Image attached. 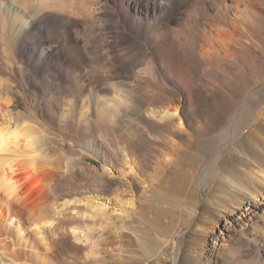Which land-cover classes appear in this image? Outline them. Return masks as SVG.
Listing matches in <instances>:
<instances>
[{
  "label": "bare ground",
  "instance_id": "6f19581e",
  "mask_svg": "<svg viewBox=\"0 0 264 264\" xmlns=\"http://www.w3.org/2000/svg\"><path fill=\"white\" fill-rule=\"evenodd\" d=\"M16 1L29 10L34 18L24 20L23 23L20 22L19 27H16L6 13L0 14V36L2 40H5L4 49H0L1 53L3 51L10 65L15 63L17 67L16 62L20 60L31 68L34 77L32 83L50 102V108L53 107L51 103L55 101V94L57 98L69 101L64 102L67 107L69 103V108L59 114L58 120L63 122L72 120L85 124L93 120L91 122L93 125L96 120L108 121L118 135L112 131L113 129L108 130L117 135V138L122 139L123 135L129 136L125 134L129 133L127 131L129 127L134 129L136 122L142 119L141 122L146 124L147 121L154 125V129L163 130L164 134L168 131L166 135L170 134L166 137L159 135L161 133L158 134V132L155 136L149 135L151 153L144 155L128 144L122 145V148L118 147L120 145L118 141L117 147L120 150L116 152L113 146L117 138L113 137L114 134L101 132L81 148L86 155L110 165L104 168L103 173H96L98 186H94V189L88 188L85 190L86 193L79 196L68 197L57 206L55 203L50 205L37 203L36 200L46 194L58 193L56 186L58 176L54 170L59 168L61 163L58 167H54L53 160L45 154V151L49 150L52 138H47L49 136H44L36 126L31 125L33 122H40L38 109H30V113H27L13 108L14 100L11 91H14L15 87L12 88L11 79L8 76L4 77L5 74L11 75L13 70L0 65V227L3 228V233H9L16 238L15 244L23 243L24 247L36 257L50 264L55 248L53 249V237L48 234L49 227L67 221L68 218L71 221L80 219L84 225L75 224V222L70 226L74 239L79 242L86 240V244L91 247L98 246L102 231L110 229L108 225L116 226L117 220L114 217L123 221L129 216L128 208L132 211V208L136 207V202L139 200L138 187H141L147 199L148 192L175 165L183 148L184 138L188 135L186 110L184 112L187 107L185 106L186 97L175 92V99L172 97L174 100L169 99L168 95V99L173 100L174 104L169 103V105L158 106V108L150 105L151 108H145V110L143 108L142 112L133 110L135 107H133L134 103L131 104L133 92L154 91L149 89L153 84L145 76L155 78L163 85L167 81L164 66L159 65L154 58L148 55L152 59L136 71L135 64L131 61L122 62L118 69H114L118 71L113 75L119 79L123 78L121 80L105 79V75H99L92 83L87 84L84 80L81 83L80 79L75 77L74 82L88 86V95L84 97L82 95L83 100L79 104V109H76L77 104L73 105L75 100L72 98L77 99V95L72 94L73 97L69 95V93L76 92V90L70 92L71 87L74 88L71 86L73 82L70 76L72 64L68 59L70 49H73L78 57L89 62L91 66L104 60L105 69H109L111 60L110 51L107 48L114 50L116 45L106 39L102 41L97 39L96 33L98 30L102 31L103 26L97 25L94 14L86 18H75L65 10H51L50 6H53V4L49 5L51 1ZM197 1L114 0L112 7L114 12L107 15L108 23L106 22L104 29L110 32L122 28L133 30L132 34L135 36L150 39L152 42L156 37L161 36L162 38L164 32H167L165 26L162 25L166 18L189 4L192 5V2L195 4L193 6L197 7ZM45 5L48 9L43 7ZM196 10L197 8L193 13ZM210 11L212 14H204V19L194 14L188 17L192 25L189 29L193 31L194 27L193 34L198 38V46H196L198 54L210 64L218 60L222 64L231 66L235 73L240 74L247 61L239 56L238 46L255 52L256 49L261 50L262 45L258 37L264 33V0H211ZM81 32L86 33V36L82 38ZM56 36L57 39H55ZM55 61L58 64L52 65ZM140 73L145 76L141 77ZM221 84L222 82H214V86L211 87L214 89ZM244 87L239 100L234 102L236 105L228 117L227 125L212 138L214 141L210 149L208 148L209 151L207 150L209 161L190 176L196 199L194 204H189V214L190 217L195 218V229L207 233L217 227L225 243L227 236L235 235L239 229L236 221L233 224L235 229L227 235L226 232L229 229L226 221L229 217L234 220L235 216L239 217L240 214H244L243 210H246L247 215L258 213L262 207L258 196L264 199V96H261L264 90V72ZM177 88L180 87L177 86ZM101 97H104L103 101ZM164 97L166 99V96ZM253 104L259 106V113L254 112L256 107L254 109ZM139 108L142 109V107ZM46 118L49 119V117ZM110 123L109 126H111ZM138 127L137 124V130ZM126 128L129 129L125 130ZM144 132L146 133V130ZM65 154V169L69 172L79 159L72 154ZM83 169L82 172L85 171ZM205 184H209L212 191L205 198L204 206L200 208L198 194ZM108 186L112 188V195L105 193ZM57 201H59L58 198L55 199L56 203ZM17 208L27 211L26 219L19 215ZM223 220L226 223H223ZM241 221V225L238 222L240 226L246 223L245 219ZM88 222L96 223V225L100 222L105 225L98 227L95 232V228L92 225L90 227ZM218 236L219 234H215L216 238ZM181 244V242L177 244L178 251L181 249ZM120 256L118 254L116 257L120 259ZM31 258L29 256L27 259L31 260ZM0 264L18 263L0 256Z\"/></svg>",
  "mask_w": 264,
  "mask_h": 264
},
{
  "label": "rangeland",
  "instance_id": "374dc122",
  "mask_svg": "<svg viewBox=\"0 0 264 264\" xmlns=\"http://www.w3.org/2000/svg\"><path fill=\"white\" fill-rule=\"evenodd\" d=\"M47 1H51L49 5L53 4L55 7L50 6V9L52 8L51 10H65L66 13L73 15L72 17L75 18H86L94 14L95 16H93L96 17L95 20L97 19L98 21H96L97 25L103 26V30H98L96 33L97 39L99 41L106 39L116 45V49L114 50L112 48H107V50L110 51L111 60L109 69H105L104 66L106 62L104 60H100L91 66L89 62L78 57L73 49H70L68 59L72 64L70 68V76L73 85L71 84V86H74L75 88L71 87L70 92L75 90L76 92L69 93V95L71 97H73L72 94L77 95V99H75V97L74 99L72 98V100H75L73 105L77 104L78 106L74 105L76 106V109H79V104H81L83 97L88 95V86H82V82L85 81L87 84L92 83L99 75H105V79L113 78L114 80H121L123 78L119 79L113 74L118 71L114 69H118L122 62L131 61L135 64L134 69L136 71L139 67L141 68L142 66L144 67L147 65L148 61L154 58L159 65H163L164 69H166V84L163 85L159 80L140 73L142 75L141 77L145 76L146 79L153 84L149 89H152L155 92H133L134 94H132L131 98V102H133H130L131 104L134 103L133 107H135L133 110H140L142 112L145 108H151L150 105L158 108V106L163 107L169 105V103L174 104L172 101L175 99V95L181 93L186 97L185 106L187 107H185L184 112L186 110L185 114L188 119V135L184 138V145L179 157L177 158L175 165L170 168V170L161 177L157 185L148 192L146 195L148 200L145 195H143L141 187H138L137 192L139 200L136 202V207L134 206L135 208H132V211H130L131 208H128V211L130 212L129 216L127 215L128 217L123 221L114 217V219L117 220L116 226L108 225L109 227H107L110 229L102 231V237L99 239L98 246L95 245L94 247H91L86 244V240L79 242L74 239L70 226L75 222V224L84 225V222L80 219H73L71 221L68 218L67 221L53 224L49 227L48 234L53 237V249L55 248V251L49 263L264 264V199L261 196H258L259 199L257 198L262 202V207L259 209L258 213L247 215L246 210H243L244 214H240L239 217L235 216V221L230 217L226 221L228 222L229 229V231L227 230L226 232L227 235L228 233H232L235 229L233 224L236 223V221L237 228H239L238 233L231 237L227 236L228 239L226 243L222 241L223 236L220 234L219 228L217 227L214 230H209L207 233L196 230L195 218L190 217L189 214V204H194L196 199V195L194 194L195 190L190 182V176H192V173L198 170L200 166L209 161V156L207 157V155L209 154L208 151L213 143L212 141H214L212 138L220 133L227 125L228 117L236 105L234 102L239 100V97L244 90L243 88H245L244 86L252 83L259 74L264 72V33H262V36L260 35L261 37H258L262 45L260 47L262 51L259 49H256V52L253 50H244L243 47L238 46L237 50L239 49L240 51H238L239 56L247 61L246 66L244 67L245 70L243 69V72L241 71L239 74L237 72L235 73V70L227 64H222L218 60H215L210 64L198 54V47L196 48V46H198V38L193 34L195 28L193 27V31L190 30L192 25H190L188 17L189 15L192 14L193 16L194 14V16L198 15L200 19H204V14H212V11H210L211 0H198L197 3L199 4L196 3L197 7L193 6L195 4L192 2V5L189 4L184 9L182 8V10L176 11V13L166 18L162 25L165 26L167 32H164L162 38L161 36L156 37L152 42L150 39L135 36L132 34L133 30L122 28L121 30L110 32L109 30L104 29L105 24L108 23L107 15L114 12V9L112 8L114 0ZM18 3L19 2L16 0H0V14L2 12L6 13L8 17L11 18L13 24L15 23L14 26L16 27H19L24 20L28 21L34 18V15L30 13L29 10H26L23 5ZM43 7L47 8L46 5ZM194 7L197 8V10L193 13L195 9ZM15 15H17V17ZM185 21L186 24L187 22L189 23L186 25L184 24ZM183 31H185V34ZM80 35L83 38L86 36V33L81 32ZM55 39H57V36ZM3 40L0 36L1 50L5 47V40ZM1 50L0 65H5V67H8L9 69L12 68L13 70L11 75L5 74L4 76H8V78L11 79L10 83L12 88L15 87V90L13 89L14 91H11L12 99L14 100L13 108L27 113H30V109H38L40 122H33L31 125L36 126L37 130L44 134V136H49L47 138H52V143L48 147L49 150L47 149L45 154H48L49 158L53 160L54 167H58L60 163V167H63L64 165L62 169L59 167L54 170V173L58 176L56 182L58 193L46 194L42 198L37 199L36 202L49 205L55 203V206H57L68 197L79 196L82 193H86L87 191L85 192V190L88 188L94 189L97 187L98 182L96 181V175L98 172L103 173L104 168L110 165H107L102 160H96L86 155L81 148L85 143L92 140L94 136H98L101 132L104 133V131H106L111 133V129L115 132L113 125L108 121L102 122L96 119V122H94L95 125L91 123L93 121L92 119V121H88L86 124L84 122L79 123L72 120L64 122L58 120L59 114L64 109L69 108V103L67 104L68 107L65 105L69 101H66L64 98H57V95L55 94V101L51 103L53 107L50 108V102L46 100V97L42 95L38 87L34 86L35 84L32 83V78L34 77L32 70H30L31 68L25 65L24 61L20 60H17L16 62L17 67L15 66V63L10 65L7 58L4 57L3 51L1 53ZM254 55H256L255 57L257 58H255ZM253 59H255V61ZM256 60L258 62H256ZM2 61H4V63ZM55 64L57 65L58 62H52V65ZM107 71H109L110 74L109 72L107 73ZM75 77L76 79H80L81 83L74 82V80H76L74 79ZM214 82H222V84L213 89L211 86ZM176 85L180 87V90ZM164 96H166V99ZM261 96H264V90H262ZM168 98L173 100H169ZM139 107H142V109ZM253 107L254 109L256 107L254 110L255 113L260 112V108L257 104H253ZM49 110L50 112L48 113ZM45 116L49 117L50 120ZM139 121L140 119L136 122V127L137 124L139 126L138 130L135 126V130L132 129L133 127L125 129H129L127 130L129 133H125L127 136L129 135L128 137L123 135L122 139H119L117 138L118 134L116 132L115 134L117 135L113 132L111 133L114 134V138H117V140L115 139L116 142L113 146L116 152L120 150L118 148L119 146L122 148V145L128 144L140 154L144 153V155H146L151 153V141L149 140V135L155 136L157 135V132L158 134L161 133L159 135H162L163 137L170 135H166L169 133L168 131H164L166 133L164 134L162 132L163 130L159 131L158 129H154L155 126L151 123H147V121L146 124L145 122H141L142 119L140 122ZM109 123L111 126H109ZM99 128L100 130H98ZM145 130L146 133L144 132ZM117 141L120 144L118 147ZM50 147L52 148L50 149ZM65 153L69 155L72 154L80 160L75 163L76 167L73 165L70 168L71 171L69 172L65 169ZM82 169L85 171L82 172ZM94 183H96V185ZM189 188L191 189L189 190ZM211 191L212 189L209 184H205L201 187L198 194L200 208L204 206L205 198L209 196ZM105 193L107 195H112V188L108 186ZM56 198L59 200L57 203L55 202ZM28 208H30V206ZM17 209L19 215L26 219L27 211L25 209ZM243 219L246 220V223L240 226L242 222L241 220ZM224 222L225 221L223 220V223ZM238 222H240V225ZM88 224L90 227L93 226V228H95V232H97L98 227L105 225L100 222H98L97 225L93 222H88ZM2 230L3 228L0 227V256H4L10 260L12 259L15 262L17 261L18 264L45 263L43 259L36 257L34 253H31V251L28 250V248H25L23 243L21 244L17 242V244H15L16 242L14 241L16 238L9 233H6V236ZM215 234H219V236L216 238ZM118 236L120 238H118ZM177 242L182 243L180 251L177 249ZM118 254L121 255L120 259L116 257ZM29 256L32 257L31 260L27 259Z\"/></svg>",
  "mask_w": 264,
  "mask_h": 264
},
{
  "label": "clouds",
  "instance_id": "9594fccd",
  "mask_svg": "<svg viewBox=\"0 0 264 264\" xmlns=\"http://www.w3.org/2000/svg\"><path fill=\"white\" fill-rule=\"evenodd\" d=\"M100 99H101V101H103V100H104V97H101ZM110 106H111V105H110Z\"/></svg>",
  "mask_w": 264,
  "mask_h": 264
}]
</instances>
